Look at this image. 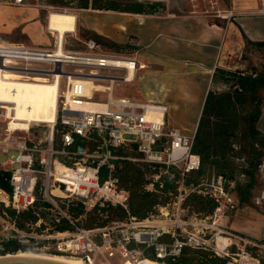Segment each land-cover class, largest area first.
I'll return each mask as SVG.
<instances>
[{
  "label": "built area",
  "instance_id": "built-area-1",
  "mask_svg": "<svg viewBox=\"0 0 264 264\" xmlns=\"http://www.w3.org/2000/svg\"><path fill=\"white\" fill-rule=\"evenodd\" d=\"M38 1L35 7L40 6ZM11 5L32 6L24 0H12ZM217 16L235 18L230 11ZM82 43V50H66L64 37L61 54L56 45L43 49L0 43V69L18 74L24 82L38 78L44 84H58L56 118L47 125L44 139L38 138L39 124L34 121L27 130L11 127L18 121L17 103L0 101V150L11 154L4 164L12 166L8 175H1L11 191L0 188V258L8 255L1 244L12 242L28 252L68 256L82 264H111L109 258L115 254L121 264L176 261L184 247L207 250L224 264H263V243L219 223L237 209L233 182L218 176L197 187L186 185L187 176L201 165L193 152L195 132L188 135L169 127V107L163 101L112 96L116 85L134 83L141 69L136 58L106 53L95 40ZM16 133L21 135L15 137ZM128 136L132 138L125 139ZM124 162L145 169V192L159 194L164 177L173 180L175 192L166 193L172 200L153 206L142 221L130 216L93 229L79 227L67 212L69 203H80L85 213L95 210L99 216L105 206L129 214L130 194L117 176ZM200 186L203 190L198 192L216 204L207 217L188 215L184 206L186 197ZM7 209L16 215L29 211L37 219L21 229ZM62 219L70 229L56 231L54 223ZM164 235L169 242H160Z\"/></svg>",
  "mask_w": 264,
  "mask_h": 264
},
{
  "label": "crops",
  "instance_id": "crops-1",
  "mask_svg": "<svg viewBox=\"0 0 264 264\" xmlns=\"http://www.w3.org/2000/svg\"><path fill=\"white\" fill-rule=\"evenodd\" d=\"M217 1L225 3V8L219 11V15L230 11L235 16L230 22L221 21L224 24L221 27L216 24L217 21L210 22L207 14L191 11L182 15L176 13L165 16L142 15L145 23L141 26H127L126 32L110 26L107 35H102L95 28L87 26L85 23L87 19H84L82 29L111 38L121 45L126 44L130 36L137 39L138 51L130 55L136 58L140 66L146 67L137 72L134 81L142 98L134 99L151 100L149 98L169 97L168 94L172 95L170 97L207 95L208 91L215 92L214 84L221 87L225 85L218 81L219 71L244 70L245 64L246 66L252 64L259 70L264 68V47L254 44L264 43V0ZM168 3L170 4L169 0ZM18 7L21 6L0 5V34H10L21 28L24 34L34 36L33 29L26 25L29 18H35L37 13L29 11L27 14ZM114 14L120 17L132 15ZM38 36L39 33H36L34 37L41 40ZM247 40L252 44H247ZM248 51L250 54L247 57ZM254 53H260V56H253ZM213 75L216 76L215 82L212 80ZM188 80L191 83H188ZM260 111L255 127L264 138V100ZM200 114L199 111V116ZM177 129L181 130L178 127ZM263 168L264 160L257 170ZM232 192L237 207L240 204L246 209L239 208L237 211L227 213L234 214L226 215L219 220L220 223H225L224 227L241 237H247L257 244L264 243L263 212H256L245 203H240L236 192ZM262 199L264 197H260L258 201Z\"/></svg>",
  "mask_w": 264,
  "mask_h": 264
},
{
  "label": "trees",
  "instance_id": "trees-1",
  "mask_svg": "<svg viewBox=\"0 0 264 264\" xmlns=\"http://www.w3.org/2000/svg\"><path fill=\"white\" fill-rule=\"evenodd\" d=\"M47 1L51 4H62L60 0ZM67 3L75 4V8L79 10L91 9L140 16H153L158 11H165L164 5L158 3L144 4L142 2H123L119 0H68ZM216 24L220 27L224 26L222 22H216ZM93 35L100 43H104L109 48L120 49L125 47L95 33ZM246 43L252 44L248 40ZM254 44L258 47H264V43ZM251 70L250 74H246L241 70L235 72L219 71L220 78H218V81L224 83L228 89L223 92L208 91L205 95L192 144L193 152L199 155L201 161L199 170L194 173L201 176L205 169L211 167L215 171V176L234 181L232 191L236 192L240 203L248 202L251 197V190L255 186V173L261 165L264 155V138L255 127L261 114L262 101L258 93L261 92L259 90H264V69L257 71L256 68H252ZM212 80L217 81L215 75H213ZM234 141L242 144V150L237 158L240 159L242 153L246 159V168L241 169L239 172V174L246 177L243 183L235 179V169L230 160V157L234 156L230 154L232 152V142ZM145 172L144 168L131 162L122 163L117 169V176L120 179V186L130 194L129 214L119 207L105 206L99 210L103 213V216H106L103 218L97 215L95 210H91L87 212L89 222L85 224L84 228L93 229L109 222L124 221L130 216L142 221L148 217L153 206L166 203L168 199L166 193L175 192L174 181L169 177H164V184L159 194L145 192L143 190ZM2 174L8 175V173L0 172V188L10 192L9 183L2 180ZM191 176L193 175L189 174L187 176V186L197 187L203 183L196 179L192 180ZM202 190L203 187L200 186L194 192H190L185 199L184 206L188 207L193 214L207 217L212 214L216 204L211 196L198 192ZM44 206L47 207L46 204ZM67 212L73 219H77L85 213L83 206L77 202L69 203ZM7 213L15 220L16 226L21 229H24L26 224H34L37 219L29 211H21L16 215L7 209ZM54 228L60 232L70 229L64 219L60 220L58 224L54 223ZM169 241L168 235H164L160 240L162 243ZM1 246L4 247L5 253L15 254L19 250L27 251L25 247L15 245L12 242H3ZM157 262L165 264H224L225 260L213 256L207 250L184 247L180 250L176 261L163 259V261L159 260Z\"/></svg>",
  "mask_w": 264,
  "mask_h": 264
},
{
  "label": "rangeland",
  "instance_id": "rangeland-1",
  "mask_svg": "<svg viewBox=\"0 0 264 264\" xmlns=\"http://www.w3.org/2000/svg\"><path fill=\"white\" fill-rule=\"evenodd\" d=\"M12 0H0V5L3 6H8L11 5ZM28 5H32L29 7H18L22 10V12L29 14L28 12L34 11V13H37V16L35 18H29L27 22V27L32 28L34 32V36L36 33H39V36L41 40H37L36 37L33 35L28 36L22 32V29L19 28L15 30L14 32L10 34H0V43L1 42H6L9 44H22L26 47H34V48H50L53 49L55 46V38L50 37L48 31L46 30L47 28V21L46 17L48 12L50 11H67V12H72L76 16L77 20V25H76V31L74 33H68L65 34V44H64V49L66 50H72V51H78L83 49V41L87 40H95L102 48L103 51L106 53H118V54H124V55H130V54H135L137 50V39L133 36H130L126 42V44H123V48L120 49H114L113 47H107L104 43H100L99 40L93 35L94 33L90 31H86L82 29V23L84 19H87V17L91 18L93 16H98V18L102 16H109V15H116L114 13L116 12H96L91 9L87 10H79L75 8V4H68V0H60L62 1V4H51L47 0H39L38 4L40 5L39 7H35V0H24ZM119 1H127V2H138V3H144V4H161L164 5L165 11H158L156 15H170L173 13L182 15L185 13H189L191 11H196L198 13H203L207 14L209 16V21H217L221 22H230L231 20L227 21L225 19L219 18L217 15L220 14L219 11H221L223 8H225V3H222L217 0H169V3L165 2H156L154 0H119ZM169 4V5H168ZM25 10V11H24ZM111 12V13H110ZM195 12V13H196ZM222 14V13H221ZM151 20V19H150ZM105 37V36H102ZM107 38V37H105ZM109 39V38H107ZM114 42L115 44H119L116 41L112 40L111 38L109 41ZM121 45V44H119ZM260 52V51H259ZM250 52L248 51L246 56L248 57ZM253 56H260V53H254ZM244 71L246 74H250L252 72L253 65L249 64L246 66L245 64ZM257 69V68H256ZM264 69V68H263ZM240 70V69H239ZM238 70V71H239ZM262 69H257V71H261ZM185 81V80H184ZM183 82V81H181ZM187 82V81H186ZM188 83H191V81L188 80ZM63 84V82H62ZM217 86V85H216ZM215 84L213 86V89L215 92L220 91H226L228 88L226 85L221 87L220 85L216 87ZM218 88V90H217ZM186 93V92H185ZM169 97H159V98H154L155 100L162 99L163 102H165L168 107H169V117H168V122H169V127H175V128H180L184 134L191 135L192 133L195 132V127L199 119V111L202 108V104L205 99V95H191V96H175V97H170L172 95L168 94ZM261 101L264 100V91H261L258 93ZM113 97H129V98H134V97H141L142 94H140L139 89L137 86L133 84H127V85H116L114 87ZM144 100L148 98H143ZM143 99H137V100H143ZM174 128V129H175ZM36 132L38 134L39 139H44L48 135V127L47 125L44 124H39L38 127L36 128ZM21 135V133H16L15 137ZM2 135H0L1 138ZM132 138L131 136L125 137V139ZM242 150V144L238 143V141L232 142V152L230 153L231 156L234 155L233 157H230V160L233 163V167L235 169V179L243 183L245 180V176L242 174H239L241 169L246 168V159L244 154L241 153V158L238 159V155L240 154V151ZM11 154H4L2 150H0V172L1 171H10L12 169V166L4 164L5 161L8 160V157ZM134 155V153H132ZM264 160V155L262 157ZM259 169V167H258ZM215 171L213 169L207 168L204 170V173H202L201 176H197L195 173L192 174L191 176L192 180L196 179L199 180L203 183H209L213 177H217L214 175ZM226 182H233L229 179L225 180ZM263 195V196H262ZM260 197H264V168L257 170L255 173V186L252 189V198L245 203L247 206H250L255 210L256 212L260 211L263 212L264 214V199L258 201ZM170 198L167 199V202H169ZM246 209L244 205L240 206L238 204L237 210L238 209ZM236 210V211H237ZM192 213L189 212L188 215H191ZM234 213H231L233 215ZM230 214L227 216H231ZM105 218L106 216H101ZM226 217V216H225ZM77 224L79 227H85V224L89 222L88 215L87 213L82 214L81 217L77 218ZM113 223L109 222L108 224ZM220 223V221H219ZM96 224V223H93ZM107 224V223H106ZM223 226L226 225L225 223H220ZM96 226V225H93ZM229 226V225H228ZM96 228V227H95ZM18 253V252H16ZM15 253V254H16ZM34 253V252H32ZM39 253V252H35ZM34 253V254H35ZM8 254H13V253H8ZM43 254V253H40ZM109 261L111 264H121L122 259L119 258L117 254L114 255L113 258H109Z\"/></svg>",
  "mask_w": 264,
  "mask_h": 264
},
{
  "label": "bare ground",
  "instance_id": "bare-ground-1",
  "mask_svg": "<svg viewBox=\"0 0 264 264\" xmlns=\"http://www.w3.org/2000/svg\"><path fill=\"white\" fill-rule=\"evenodd\" d=\"M111 13V12H110ZM47 28L50 37L55 38V45L58 47V54L62 53V45L65 34L74 33L76 31L77 20L72 12L67 11H50L46 17ZM88 27L96 29L102 35H107L110 26L116 27L121 32H126L127 26L143 25L145 19L142 15H127L125 17L109 15L87 17L85 21ZM146 66L141 65V69ZM18 74H14L10 70L0 69V101L16 102L14 117L18 121L11 124V127H18L21 130H27L32 121L38 124L48 125L55 121V113L57 108V82L47 84L41 83L38 78L31 83L20 80ZM164 91V90H163ZM153 100L154 98H149ZM156 101V100H155ZM162 101V99H159ZM89 106V105H86ZM9 109V107H7ZM30 257L40 258L48 261H57L65 264H82L76 258L64 257L57 254H40L28 251H19L16 254H8V257ZM0 258V259H3ZM142 264H165L159 263L152 259H147Z\"/></svg>",
  "mask_w": 264,
  "mask_h": 264
},
{
  "label": "water",
  "instance_id": "water-1",
  "mask_svg": "<svg viewBox=\"0 0 264 264\" xmlns=\"http://www.w3.org/2000/svg\"><path fill=\"white\" fill-rule=\"evenodd\" d=\"M264 246V243H263ZM262 262L264 264V248L261 251ZM0 264H65L57 261H48L40 258H30V257H8L0 259Z\"/></svg>",
  "mask_w": 264,
  "mask_h": 264
}]
</instances>
